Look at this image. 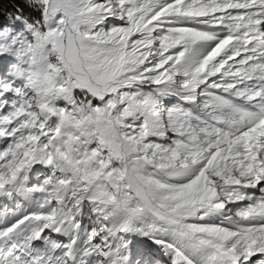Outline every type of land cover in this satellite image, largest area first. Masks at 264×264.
I'll list each match as a JSON object with an SVG mask.
<instances>
[{"label": "snow or ice", "instance_id": "1", "mask_svg": "<svg viewBox=\"0 0 264 264\" xmlns=\"http://www.w3.org/2000/svg\"><path fill=\"white\" fill-rule=\"evenodd\" d=\"M0 264H264V0L0 17Z\"/></svg>", "mask_w": 264, "mask_h": 264}, {"label": "trees", "instance_id": "2", "mask_svg": "<svg viewBox=\"0 0 264 264\" xmlns=\"http://www.w3.org/2000/svg\"><path fill=\"white\" fill-rule=\"evenodd\" d=\"M19 0H0V17L15 10V5Z\"/></svg>", "mask_w": 264, "mask_h": 264}]
</instances>
